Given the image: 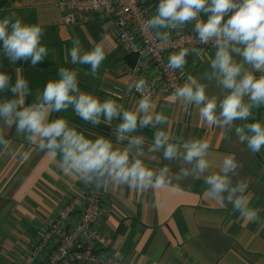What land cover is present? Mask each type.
Segmentation results:
<instances>
[{"label":"crops","instance_id":"obj_1","mask_svg":"<svg viewBox=\"0 0 264 264\" xmlns=\"http://www.w3.org/2000/svg\"><path fill=\"white\" fill-rule=\"evenodd\" d=\"M59 1L0 0V19L15 13L25 23H39L44 28L41 44L48 48V55L43 60L47 59L52 64L46 67L51 79L63 65H67L69 70L77 72L81 92L93 95L100 102L114 99L123 105L124 110L134 108L141 97L126 87L133 57L116 39L113 21L92 15L86 21L65 24ZM139 1L149 8L151 17L156 14L160 0ZM231 14L225 15L222 23ZM209 15L203 11L199 13L204 22ZM188 25L189 22L183 28ZM74 38H79L85 51H90L97 43L105 47L107 56L97 76L90 74V65L71 62L68 53ZM197 50L201 55L189 54L186 57L184 68L179 69L181 77L184 81L188 75L196 77L207 85V95L217 96L219 103L226 90L221 89L215 79L206 78L212 72L210 60L215 58L217 49ZM232 56L237 63L243 60L235 53ZM0 72L10 77L9 86L0 91V103L19 98L11 88L18 79L26 81L24 59L10 61L2 41ZM254 75L259 78L264 73L255 71ZM146 80L159 84V76L153 69L147 72ZM43 83L42 79L35 84L33 91L43 90L40 86ZM171 94L159 88L152 98L155 111L163 112L168 118L167 125H158L157 128L167 130L174 143L192 138L206 140L210 144L208 159L211 167L205 176L218 172L223 158L233 154L241 167L236 175L230 174L232 183L235 185L240 179H247L248 194L251 196L249 206L261 210L262 222L243 220L227 201L222 205L205 196L208 186L203 176L200 179L192 176L179 181L173 179L171 184L147 190L126 184H85L75 175L62 171L59 155L53 159L36 145L29 144L25 135H18L15 124L7 127L0 119V134L9 142L7 148L0 146V264L20 261L36 243L38 235L56 211L70 197L82 196L92 187L102 195L97 226L109 238L104 253H113L122 264H264V147L253 154L235 134V126L257 121L264 123V104L254 107L248 120L234 121V127L228 133L230 139H225L227 130L204 123L194 106L185 110L179 103L169 104ZM23 101L24 106L31 105L26 95ZM58 118L67 120L70 127L82 132L88 139L104 137L121 149L128 144L127 140L120 141L116 136V129L123 122L122 115L110 124L102 115L101 122L93 125L80 118L70 105L66 110L51 112L48 117L49 121ZM157 128L150 125L139 127L138 124L136 131L130 134L145 137L144 155L139 158L154 171L165 165L171 174L179 173L181 167L190 168L191 165L184 164L182 159H165L163 150L155 153L148 151ZM224 195L227 196V193Z\"/></svg>","mask_w":264,"mask_h":264},{"label":"clouds","instance_id":"obj_2","mask_svg":"<svg viewBox=\"0 0 264 264\" xmlns=\"http://www.w3.org/2000/svg\"><path fill=\"white\" fill-rule=\"evenodd\" d=\"M201 11L210 13L206 22L199 19ZM229 13H232L230 18L222 23ZM190 21H195L194 30L200 43L215 41L217 51L215 58L210 60L212 72L206 78L215 79L226 94L218 103L217 96L207 95L206 84L188 75L182 85L174 87L168 103H179L185 110L194 106L204 123L226 129L224 138L230 139L228 133L233 129L234 121L248 120L252 109L264 104V75L259 78L254 75L255 71L264 73V0H160L156 14L143 20L141 29L151 33L157 44L167 47L171 43V31L182 29ZM43 36L44 28L39 23L27 24L15 13L0 19V41L12 62L20 59H30L33 65L41 62L48 55V48L41 44ZM233 53L241 56L242 62L237 63ZM68 54L73 64L90 65L93 77L97 76L107 56L102 43L85 51L79 38L72 40ZM189 54L200 56L201 52L181 47L169 55L165 70L183 69ZM59 76V80H50L37 102L29 106H24L23 101L28 94L27 81L18 79L11 91L19 98L0 103V119L7 127L15 124L18 135H25L29 144L36 145L53 159L59 155V167L65 174L75 175L85 184H126L140 190L171 184L173 179L179 181L188 176L200 179L203 176L208 186L205 196L222 205L227 201L243 220L262 222L261 210L249 206L251 196L247 179H240L235 185L232 183L231 175H236L241 167L235 156L226 155L219 171L205 176L211 167L208 159L210 144L202 138L174 143L167 130L157 128L158 125H167L168 118L163 112L155 111L151 90L143 78L131 85L141 93V98L134 108L124 110L123 105L114 99L100 102L93 95L81 92L75 70L61 68ZM9 83L10 77L0 72V91ZM70 105L80 118L93 125L101 122L102 115L109 124L122 115L123 122L118 125L116 136L120 141L127 140V146L123 149L114 147L104 137L88 139L70 127L64 118L49 121L51 112L66 110ZM138 124L139 127L150 125L157 128L149 152L163 150L165 159H182L191 167H181L176 174H171L167 165L155 171L148 168L139 158L144 155L145 137L130 135ZM235 134L253 154L264 147V123L257 121L235 126ZM0 146H9L2 134Z\"/></svg>","mask_w":264,"mask_h":264},{"label":"built area","instance_id":"obj_3","mask_svg":"<svg viewBox=\"0 0 264 264\" xmlns=\"http://www.w3.org/2000/svg\"><path fill=\"white\" fill-rule=\"evenodd\" d=\"M58 4L63 8L65 24L86 21L92 15L113 21L116 39L136 57L126 87L139 97L141 93L131 85L141 78L147 82L151 98L159 88L172 93L175 86L184 83L179 69L175 72L165 70L171 53L181 47L216 48L214 40L205 44L199 42L195 21H190L188 27L172 30L169 46L157 44L151 33L141 29L143 20L151 16L149 8L139 0H60ZM199 19L202 20L200 16ZM152 69L159 76L157 85L146 80L147 72ZM101 204V192L94 187L82 196L70 197L45 225L36 243L14 264H122L113 253H104L109 238L97 226Z\"/></svg>","mask_w":264,"mask_h":264},{"label":"trees","instance_id":"obj_4","mask_svg":"<svg viewBox=\"0 0 264 264\" xmlns=\"http://www.w3.org/2000/svg\"><path fill=\"white\" fill-rule=\"evenodd\" d=\"M0 43H1V41H0ZM129 56L133 57V64H134L135 59H136L135 55L134 54H129ZM49 65H52V64L47 59L43 60L41 63L36 64V65H33L31 63L30 59L24 60V67H25V71H26V81H27V84H28V94L26 95V98H27V101L29 103H31V104L37 102V97L43 93V90L46 88L47 83L50 80H59L60 79L59 71H58L57 74H55L54 78L51 79V77H50L51 73H49V71L46 70V67H50ZM61 68L69 69L67 67V65H63ZM57 76H58V78H57ZM42 79L45 81V83H43L40 86L42 88H44V89L43 90L33 91V86L35 84H39L40 81H42Z\"/></svg>","mask_w":264,"mask_h":264}]
</instances>
